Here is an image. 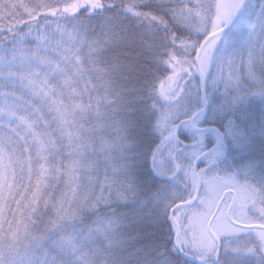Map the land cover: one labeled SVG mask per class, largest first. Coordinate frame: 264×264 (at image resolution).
I'll use <instances>...</instances> for the list:
<instances>
[{"label": "snow or ice", "instance_id": "snow-or-ice-1", "mask_svg": "<svg viewBox=\"0 0 264 264\" xmlns=\"http://www.w3.org/2000/svg\"><path fill=\"white\" fill-rule=\"evenodd\" d=\"M0 264H264V0H0Z\"/></svg>", "mask_w": 264, "mask_h": 264}, {"label": "trees", "instance_id": "trees-1", "mask_svg": "<svg viewBox=\"0 0 264 264\" xmlns=\"http://www.w3.org/2000/svg\"><path fill=\"white\" fill-rule=\"evenodd\" d=\"M24 2H26V3H30V2H34V0H32V1L24 0Z\"/></svg>", "mask_w": 264, "mask_h": 264}, {"label": "rangeland", "instance_id": "rangeland-1", "mask_svg": "<svg viewBox=\"0 0 264 264\" xmlns=\"http://www.w3.org/2000/svg\"><path fill=\"white\" fill-rule=\"evenodd\" d=\"M29 1H32V0H29Z\"/></svg>", "mask_w": 264, "mask_h": 264}]
</instances>
